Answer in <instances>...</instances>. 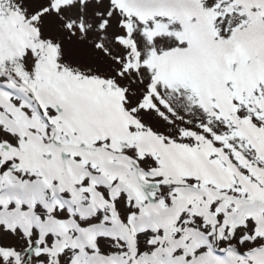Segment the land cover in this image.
<instances>
[{
  "label": "snow or ice",
  "instance_id": "1",
  "mask_svg": "<svg viewBox=\"0 0 264 264\" xmlns=\"http://www.w3.org/2000/svg\"><path fill=\"white\" fill-rule=\"evenodd\" d=\"M0 264H264V0H0Z\"/></svg>",
  "mask_w": 264,
  "mask_h": 264
}]
</instances>
